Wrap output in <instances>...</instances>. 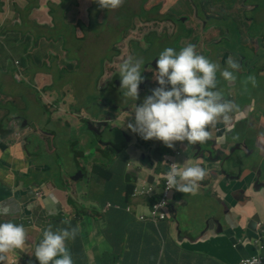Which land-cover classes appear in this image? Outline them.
<instances>
[{
    "label": "crops",
    "instance_id": "0c3cea01",
    "mask_svg": "<svg viewBox=\"0 0 264 264\" xmlns=\"http://www.w3.org/2000/svg\"><path fill=\"white\" fill-rule=\"evenodd\" d=\"M70 1L72 0H2L0 15L4 18L0 22L3 26L6 17L15 16L17 18L15 25L5 26L4 31L11 29L18 31L17 23L26 21L23 9H27L28 17L38 24L41 30L38 39L47 38L49 42L50 38L42 35L43 33L52 31V27L57 29L55 25L57 23L59 25L85 23L88 20L85 18L88 17L89 8L96 0H77L78 4L73 8ZM255 8L253 7V10ZM96 10L102 11V8L98 7ZM75 11H78L77 21L72 22L71 18ZM83 28L86 30L87 25H83ZM19 34L22 36V33ZM78 36L79 34L76 35ZM244 39L248 41L252 36L244 35ZM255 44V42L245 44L246 46L241 44L243 48L241 52L251 49V46L254 50ZM259 46L263 48L261 51H255L252 56L247 54L244 60L245 66L249 67L243 74L248 77L246 86L252 88L251 94L246 98L250 97L247 102L249 106L245 122L249 137H243L240 145L235 146V142L240 140L237 139L238 137L237 140L231 139L222 144L225 157L231 153L243 157L244 147L250 143L252 146L254 143L257 144L260 150L263 146L262 151L258 149L256 153L264 155V45L259 42ZM225 54L227 52L221 51L216 55L220 66L228 59ZM90 74L91 71H87V75ZM102 74L103 72H100L99 76ZM101 77L100 88L103 85V76ZM251 78H254L255 83ZM237 80H240L239 77ZM229 86L232 92L240 90V86L234 80L229 81ZM74 98L79 99V96L75 95ZM102 99L101 92L95 93L92 105L98 104L104 108ZM108 102L111 103L112 100ZM82 103H85V96ZM54 110L55 108L52 107L50 111L54 118L58 117L66 127L70 126L81 132V126L75 124L77 119L85 122V113H79L80 117L70 113L57 116V111ZM120 119L117 122L127 119L125 113L121 114ZM16 121L17 118L12 124ZM71 121L72 123H69ZM109 121L110 126L117 123ZM127 123L126 121L122 129L134 139H130L135 143L134 150L122 147L115 150L114 157L127 155L136 162L129 160L124 164L119 161L110 162L111 164L109 161L102 162L92 158L96 154L87 150L89 146L84 145L85 142L80 145L81 149L78 151L72 149L76 167L86 170V174L79 175L77 181H69L66 178L70 186V196L64 191L55 189L56 185L51 181L50 190L57 195L60 206V212L56 215L48 214L46 210L32 203L34 194L29 187L33 183L41 185L43 181L51 178L52 171L60 167L59 163L39 158L40 160H36V166L44 177L37 176L27 180L17 176L34 169L33 160L23 150L24 141L18 137L21 131L0 136V178L4 179L2 181L6 185H15L20 179H24V189L29 192L27 197L20 199L18 205H11L9 201L0 203V221L11 220L22 224L26 229L25 244L21 249L9 251L10 259H6V264H38L32 253L35 245L42 238L43 231L49 227L52 230L77 228L75 238L66 241L67 250L74 264H237L241 258L256 254L255 251L258 249L254 240L260 237L264 230L258 227V223L263 221L264 228V188L254 189L253 183L251 181L248 183L245 179L224 182L221 180V175L213 181L207 180V169L217 167L219 162L213 165L198 163L203 166L206 174L198 182L197 190L193 193L174 190L169 202L170 216L160 222L158 227L149 220H138L139 214L149 212L146 197L139 196L138 199H134L131 196L128 204L133 205L132 213L114 206L106 208L108 203L126 204L129 185L135 189L147 182L161 183L167 169L163 157L176 156L177 152L155 139H149L151 144L139 149L137 134L127 129ZM34 126V120L27 119L23 122L25 133L46 132L43 130L47 129L45 125L38 129ZM224 131L225 128L218 131L219 141H224ZM1 144L4 146L1 147ZM229 145L231 147L227 149ZM182 146L185 147V143H182ZM84 153L89 154L88 168L78 162L79 155ZM178 159L180 167L192 164L188 152H183ZM128 162H131L130 168ZM95 171L97 175L93 176ZM88 172L90 175H87ZM96 188L104 192L100 200L95 196ZM202 190L204 193H198ZM185 198H187L186 202Z\"/></svg>",
    "mask_w": 264,
    "mask_h": 264
},
{
    "label": "rangeland",
    "instance_id": "374dc122",
    "mask_svg": "<svg viewBox=\"0 0 264 264\" xmlns=\"http://www.w3.org/2000/svg\"><path fill=\"white\" fill-rule=\"evenodd\" d=\"M0 11L2 10L3 2L0 0ZM77 3V0H72ZM70 1V4L72 3ZM143 0H123L122 4L115 9H108L107 11L96 10L99 6L96 1H93V5L88 11V17L85 19L88 20L82 24H55L57 29L52 27V31H49L47 34L43 33L42 35L49 37V42L46 40L47 38H36L40 35V28L38 24H35L31 18L27 15V9H23L25 12L26 21H23L21 24L17 23L18 31L15 29L4 31L5 26H14L16 22V17H6L4 19V24L0 22V36L6 32L12 33V44L10 39H0V119L7 113L10 109L14 110V114L17 116V122L13 125L15 129V133L21 131L19 134H24L23 126L21 121L34 120V127L41 128V126L45 125V117L44 114L41 113V106L38 103L39 101L35 99V94L43 97H48V104L55 102L56 100L63 102L58 105L63 109L71 113L75 108H77L80 112L86 113L89 117L91 116L90 110L92 108L93 99L95 93L100 92V81L102 79L100 74L101 69V60L106 57V55H110L114 49H117V46L121 45V49L119 50V54H123V57H126L131 52V49L134 47V42H141L138 40L141 34L145 31L152 30L156 31V29L160 30L164 25L162 19H159V23L156 26H150L144 24L141 18L132 19L134 15L139 12L140 5ZM200 1V0H197ZM213 0H206L205 9H199V14L202 15L203 12L207 13L211 17V22L213 17L219 13L218 7L214 4H211ZM242 0H239V4ZM158 2L162 3V6L159 5L158 9L164 12L165 10H169L173 5L176 7L175 10L171 11L174 16L179 15H193V9L186 6L184 0H145L144 8L145 10H152ZM250 6L248 7H256L258 9H264V0H250ZM252 5V6H251ZM151 8V9H150ZM22 10V11H23ZM262 12V11H261ZM264 12V10H263ZM3 14V12H2ZM78 11H75L73 17L71 18L72 22H76V15ZM242 11L238 8L237 15H241ZM189 17V16H188ZM4 18L3 15H0V21ZM191 18V17H189ZM107 21H106V20ZM99 24L94 23L93 21L100 22ZM132 22V23H131ZM190 23V20L187 21ZM87 25L86 30L83 28V25ZM137 26L139 29L137 32L129 33L127 29L122 38L116 42H114L116 36L120 37V34L116 33V26H118L120 31V26H123L124 29L128 27V25ZM197 26L200 24L196 21ZM65 28H68L65 30ZM231 33L229 38H222L223 43L221 48H241L240 40L242 39V33L232 28L230 24ZM252 31L255 33H259L264 29V24L257 23L252 27ZM200 33V29L198 28L196 31V36H203L204 42L200 44L202 47H209L208 43H212L214 38L213 31ZM16 32V33H15ZM20 33L25 36L21 37ZM79 34L78 37L76 35ZM131 34V49L127 48V44H121V40ZM36 36V37H35ZM115 36V37H114ZM66 37V38H63ZM192 40L193 36L188 37ZM244 40V39H242ZM175 41V40H174ZM259 41V40H258ZM9 44V45H8ZM165 43H157L153 47L149 48L148 52L145 54H140L139 49L135 51V54H138L137 59L144 60L147 54H149V59L155 54L158 53L161 47ZM8 45V46H7ZM7 46V47H6ZM145 46V45H144ZM210 48V47H209ZM220 50L213 46V49L210 53L211 61L217 63L216 55ZM6 53V55H4ZM215 55V57L213 56ZM24 58L26 68L23 67L21 63V59ZM33 58V59H32ZM39 58V59H36ZM40 60L41 62H39ZM43 63L46 64L44 67ZM143 66V65H142ZM249 67L243 65V69L241 71L245 72ZM112 69V66L110 67ZM87 71H91L90 75H87ZM62 72V73H61ZM110 72V71H109ZM149 72V68L145 71ZM58 73H61V77H58ZM102 73V72H101ZM155 72H152V76L154 78ZM34 76V80L37 79L38 83L33 79L25 81V79L21 82H17L14 79V76H18L20 78H29L30 76ZM144 77V75L142 74ZM97 80V82H96ZM155 81V79H154ZM220 81H224L221 78ZM97 83V84H96ZM156 83V81H155ZM35 84L36 87H35ZM49 84V88L44 87ZM146 87H148V83H145ZM237 84L240 86V89L244 90L245 85L247 84L246 80H239ZM36 89V93L35 92ZM121 92V97L117 99L119 105L122 108L130 107L129 102H134V105L131 111L128 113V118L126 121L131 120V113L134 109L135 104H139L141 101L139 98L133 101L132 98L126 97L123 95V89H119ZM59 95L56 99V95ZM75 95L79 96V99L74 98ZM85 96V103H82V100ZM122 112L119 111L113 112L114 122L120 121ZM126 116V115H125ZM86 117V115L84 116ZM218 119V118H217ZM79 123L82 124L81 132L83 136L86 138H91V132L88 130L84 123L79 120ZM117 122L113 126H108L102 131V140L104 142L112 141L114 143V149H108V156L102 159H97L96 156L93 155L92 158L97 160H102V162L109 161L117 162L119 161L121 164L127 162V160L131 162H136L133 158L129 159V156H116L109 158L110 154L112 156L115 153V150H118L125 146L128 142L129 137L123 130L124 123ZM48 126H52L49 124ZM220 126H224L223 123ZM13 131L12 127L9 132ZM34 132H30V136H32ZM57 138L56 142H59L60 136L65 135L64 141H60L58 143L59 154L55 160L59 163L60 166L65 167V170L68 174H75L77 172L76 164L73 162V152L72 149L79 150L81 149V143H78L79 138H81L77 132H75L72 128H68L64 133L59 134L56 133ZM91 140V139H90ZM134 140V139H131ZM11 141V139H10ZM55 142V143H56ZM84 145H88L87 150H90V153H94V149H91V145L86 143ZM133 146V144L131 145ZM236 146V145H235ZM258 148V147H257ZM260 150V148H258ZM263 149V146H262ZM262 149L260 151H262ZM95 154V153H94ZM89 154L79 155L78 162H80L84 167L88 168L90 159L87 156ZM40 160V159H37ZM111 164V163H110ZM69 165V167H66ZM105 166V165H104ZM90 175V172L87 173ZM97 172L93 173V176H96ZM104 192L99 188H96L95 196L97 199H101ZM172 197V196H171ZM170 197V200H171ZM188 198V197H187ZM187 198L184 199L186 202ZM258 253V250L255 251Z\"/></svg>",
    "mask_w": 264,
    "mask_h": 264
},
{
    "label": "clouds",
    "instance_id": "9594fccd",
    "mask_svg": "<svg viewBox=\"0 0 264 264\" xmlns=\"http://www.w3.org/2000/svg\"><path fill=\"white\" fill-rule=\"evenodd\" d=\"M122 2L123 0H96L98 6L103 9L118 8ZM214 35L220 36L221 38H229L227 35ZM189 41L191 39L188 37L184 40V42ZM157 54L155 73L153 74L156 83L155 81L148 83V87H146V84L143 86V83L141 88H139L140 83L144 79L141 75L142 65L144 64L143 60L129 55L119 65L118 74L120 83L118 84V89L124 90V96L130 97L135 101L138 95L145 92L150 93L143 97L142 102L135 104L131 113V120L128 121L126 127L131 132L136 133L139 140H159L165 146L169 147L170 150L177 151L176 156H166L164 154L163 161L167 169L164 168L165 174L161 183H154V185L160 187L165 177L167 188L182 193H193L197 190L198 182L204 178L206 174L205 169L199 164L180 167L178 156L183 152L187 153L188 149L194 144L205 142L209 137V132L213 130L209 125L214 123L217 118H226L227 113L233 111L235 107L233 103L225 99L221 92L217 90V80L220 81L223 78L226 81H233L235 76L232 70L238 69L239 63L234 57L228 56L227 53L225 55H227L228 59L224 64H227V66H219L218 62L217 64L207 56L196 52L194 45L191 43L178 50L173 47H165L161 51L159 50ZM244 54L246 57L247 54ZM22 65L23 67L21 68H26V65ZM14 79L17 82H21L24 79L28 81L31 79L34 80V76L31 75L29 78L14 76ZM115 79L118 78L115 77ZM251 79L255 83L254 78ZM34 81H37V79ZM139 89L141 90L140 93H138ZM249 89L252 92V88L249 87ZM100 92L103 94L102 87L100 88ZM112 103L113 100L104 106V109L109 111L108 119L112 122H114L113 112L120 110V113H125L128 118V113L134 105V102H130V107L122 108L116 100L115 104H117L118 108L112 109L109 106ZM14 116L15 118L17 117L16 115ZM85 118H88L87 114ZM124 124H126V120ZM9 126L11 127L13 125ZM15 132V129H13L10 133L15 134ZM27 135L31 137L30 133H24L18 136L20 140L24 141V144L27 142L25 140ZM128 142L130 143L127 144V149L133 151L135 146L134 141L129 139ZM182 143H185V147L182 146ZM132 144L133 146H131ZM199 162L205 165L215 164V162ZM171 163H176L177 167L175 165L170 167ZM127 165L130 168L131 162H128ZM157 191L160 192L158 188ZM262 223L263 221L258 223V227L261 230L264 229ZM76 234L77 228L75 227L58 230H52L49 227L44 230L42 238L35 245L32 253L38 261V264H74L72 256L67 250L66 241L74 239ZM25 239L26 229L22 224L15 223L11 220L0 221V259L3 258L2 254L4 253L14 249H21L25 244ZM257 241L264 245V230L261 236L254 240L255 246L260 252L253 254L264 255V250L260 248ZM253 255L241 258L237 264H243L242 260L250 258Z\"/></svg>",
    "mask_w": 264,
    "mask_h": 264
},
{
    "label": "water",
    "instance_id": "95a60500",
    "mask_svg": "<svg viewBox=\"0 0 264 264\" xmlns=\"http://www.w3.org/2000/svg\"><path fill=\"white\" fill-rule=\"evenodd\" d=\"M249 34V33H248ZM247 35V34H245ZM251 37V34L248 35V37ZM260 38H262L259 35ZM226 38V37H224ZM243 39V36H242ZM240 40L241 44H246L244 40ZM226 40V39H224ZM222 39V43L224 41ZM251 43H256L254 46L256 47L254 50L251 46V49H245L244 52L243 48H237L230 47V48H220L219 52L226 51L228 53V56H232L236 59V61L239 63V68L232 70L235 76L234 81L238 82V77L240 80H246L247 78L243 75L244 72L241 71L243 69L244 65V58L245 54L253 55L255 51H261V48L259 46V42L264 45V39H259V41L256 38L250 39ZM246 46V45H245ZM149 57V54L147 55V58ZM212 56H208V58L211 60ZM157 57H155L151 62L152 64H155V60ZM218 64V63H217ZM220 66V65H219ZM224 66H227L224 65ZM217 90L221 92V94L224 96L225 99L231 101L233 105L235 106L233 111L227 113L226 118L220 117L218 118L214 123H211L209 126L213 129L209 132L208 139L203 143H197L191 146L188 149V157L190 158V163L192 164H198L199 161H205L206 163H212V162H219V165L217 167L209 168L207 169L206 173V179L207 180H215L219 175H221V180L224 182H232L234 180H241L245 179L248 181V183L251 181L253 183L254 189H261L264 188V155L257 154L256 151L258 150V145L254 143L247 144L245 148V153L243 157H239L234 154H228V156L225 157V149L222 146V144H225L227 141L231 139H240L235 142V145H240L239 143L243 139V137H249L248 136V130L245 127L246 122V112L248 109L249 104L247 103L249 98L246 99L250 94L251 91L249 87L245 85V89L239 90L237 92H232L230 90L229 81H218L217 80ZM150 94L149 92L142 93L138 95L139 100L142 102V99L144 96ZM137 98V99H138ZM136 99V100H137ZM134 101V100H133ZM130 103V102H129ZM109 117V115H108ZM232 117V118H231ZM99 119V120H98ZM80 119H77L76 126H82V124L79 123ZM109 119L103 118V116L99 117H92L90 118L88 116L87 120L85 122L82 121V123L85 124L86 128L90 130L92 137L86 138L83 136L82 132L76 131L77 134L81 137L78 140V143H89L91 145V149H94V153L96 154L97 159H102L104 157L108 156V149L111 148L114 149V143L112 141L104 142L101 138L102 131L110 126L109 125ZM69 123H72L69 122ZM223 123L224 126H220V124ZM70 128V126L67 127V129ZM225 128L224 134V141H219L218 137V131L219 129ZM65 131L61 132L64 133ZM122 133V130H121ZM43 135H40L39 133H34L31 137L26 136L25 144H23V150L26 152L27 156L33 160L32 166H34L33 170H29L25 172L24 174L17 176H22L24 179L32 180L37 176H43L42 172H40V169L36 166V160L37 158H42L44 160H47L49 162L56 161L55 158L58 157L59 150H58V143L60 141H64L65 135L60 136V141L56 142L57 135H53L52 131L43 132ZM48 134V135H47ZM60 134V133H59ZM91 139V140H90ZM236 139V140H237ZM56 142V143H55ZM231 146L229 145L227 149H229ZM233 151V150H232ZM114 157L112 154H110L109 158ZM225 157V158H224ZM73 162L76 164L74 157ZM245 164V166L242 167V165ZM263 165V166H262ZM66 167H69L67 165ZM86 168V167H85ZM78 169V168H77ZM85 175L86 170L79 168L77 172L73 175L68 174V172L65 170V167L60 166L52 171V177L49 178L47 181H43L41 185H37L36 183H33L29 189L32 190L34 197L32 203L39 207L42 210H46L48 214L56 215L58 212H60V206H59V200L57 195L51 190V181L55 183L56 188L58 190L64 191L67 196H70V186L67 184L66 178H68L69 181H77L78 176ZM24 179H20L18 184L15 185H6L3 183V178H0V203L9 201V204L11 205H18L20 203V199L27 197L29 195L28 190H25L24 185ZM46 186V188H44ZM204 193L202 191H198V193ZM219 213V210L217 211ZM3 258L0 259V264H6V259H10V253H4L2 254Z\"/></svg>",
    "mask_w": 264,
    "mask_h": 264
},
{
    "label": "flooded vegetation",
    "instance_id": "af4514ba",
    "mask_svg": "<svg viewBox=\"0 0 264 264\" xmlns=\"http://www.w3.org/2000/svg\"><path fill=\"white\" fill-rule=\"evenodd\" d=\"M144 1H142L140 8H139V12L133 16L132 19L135 18H141L142 21L144 22V24L146 25H150V26H156L157 23H159V19H162L163 22V26L160 30L156 29V31H152V30H148L145 31L143 34L140 35V37L138 38V40H141V42L137 41L134 42V47L131 49V34H129L128 36H126L125 38H123L121 40V44L125 43L127 44V48L131 49V52L129 53V55L133 56L134 58H136L138 56V54H135V51L137 49H139V53L140 54H145L146 52H148L149 48L153 47L155 44L157 43H165L160 51L165 48V47H173L175 49H179L189 43H191L192 45H194L196 52L203 54L205 56H209L213 46H216L218 49L221 48L222 45V38L220 36H216L214 35L213 38V42L212 43H208V46L210 47H202L200 44H202L204 42V37L203 36H196V31L199 28L200 29V33H206L209 32L212 34V32L210 30L213 31V34H217V35H227L229 36L231 33V29H230V24L232 26V28H234L236 30V28L238 29V31H240L244 36V34H251L252 38H256V39H264V29L259 32V33H255L252 30V27L254 24L257 23H261L264 24V13L262 9H258L253 10V7L249 8L250 6V0H242L239 4V0H213L211 4H214L215 6H217L219 13L216 14L213 17V20L211 22V16L208 15L207 13L203 12L202 15L199 14V9L202 10V8L205 9V2L206 0H184V3L186 4V6H188L189 8L193 9V15H188V16H184V15H179L174 16L171 11L175 10L176 7H173L174 4H172L171 8L169 10H165L164 12H162L161 10L158 9L159 5L162 6V3L158 2V4H156L154 6V8L152 10H145L143 4ZM179 1V0H177ZM72 8L76 6V3L72 1L71 3ZM252 6V5H251ZM92 7V6H91ZM90 7V8H91ZM257 7V5H256ZM89 8V9H90ZM238 8L241 9L242 14L241 15H237V11ZM151 9V8H150ZM108 9H103L102 11H107ZM262 11V12H261ZM106 20V19H105ZM190 20V23L188 24L187 21ZM107 21V20H106ZM196 21L198 23H200L198 26L196 24ZM96 24H99L100 22L97 21H93ZM132 23V22H131ZM119 27L116 26V33L117 35L120 34V38L117 39V36L114 40V42L120 40L124 34V32L128 29L129 33H133V32H137L138 31V27L137 26H132L131 24L128 25V27L126 29H124L123 26H120V31L118 29ZM12 33H4L0 36V39H10L12 44ZM259 35L262 37L260 38ZM193 36L192 40L189 42H184V40L187 37ZM21 37H24V35H22ZM115 37V36H114ZM175 40V41H174ZM246 44L250 43V40L246 41ZM9 45V44H8ZM145 45V46H144ZM121 45L117 46V49H114L112 51V53L110 55H106L105 58H103L101 60V69L100 72H103V74L101 76H103V85H102V91H103V106H106L109 102L108 100H113V103L110 104L109 106L112 109H117L118 106L117 104H115V101L117 99H119L121 97V93L118 89V84L120 83V77L118 74L119 71V65L120 63L126 59L128 56L123 57V54H119V50L121 49ZM148 55V54H147ZM158 54L155 53L150 59H147V56L145 57V61L144 64L142 66V71H141V75H144V79L143 81L140 83L139 88H141V85L143 84V86L145 85V83H151L154 81V78L152 76V72H155V64H152V60L157 56ZM250 56V55H248ZM150 57V56H149ZM24 58L21 59V61ZM245 64V63H244ZM25 65V64H24ZM112 66V69H110V67ZM149 68V72H145L147 69ZM110 71V72H109ZM113 79H109L112 78ZM115 77H117L118 79H115ZM37 84L38 81H37ZM35 84V87L36 85ZM44 87L49 88V84L45 85ZM140 89L139 92L140 93ZM36 93V89L35 92ZM58 94L56 95V99L58 98ZM42 98V96H39L37 94H35V99L38 100L40 106H41V113L44 114L45 117V128L47 129H43L44 131H52L53 135H56V133H61L63 131L67 130V127L64 123H61V121L57 118L53 117V113H50L52 107L55 108L54 111H57L56 115L58 116V114H68L70 112L63 110L58 104L63 102L56 100L55 102H53L51 105L49 106L47 105L48 103V97H43L42 100H40ZM79 110H77V108H75L73 111H71V115L75 116V117H80L79 114ZM91 116L92 117H99V116H103V118H108V114L109 111L101 108L98 104L97 105H93L91 110H90ZM87 120V118H85ZM85 120V121H86ZM99 120V119H98ZM49 124H51L52 126H48ZM12 129H14V126H11ZM11 127L8 128V131L11 130ZM43 132H40V135ZM12 134V133H11ZM29 136V135H27ZM2 137V136H1ZM129 144V143H127ZM149 144H151V142H149L148 140H138V148H145L146 146H148ZM4 145L1 144V147H3ZM131 166V165H130Z\"/></svg>",
    "mask_w": 264,
    "mask_h": 264
},
{
    "label": "built area",
    "instance_id": "2783aa9c",
    "mask_svg": "<svg viewBox=\"0 0 264 264\" xmlns=\"http://www.w3.org/2000/svg\"><path fill=\"white\" fill-rule=\"evenodd\" d=\"M173 165L177 167L176 163H171L170 167H172ZM157 188L160 190L161 198L155 201L153 205L149 207L148 213H142L138 216L139 220H150L156 226H158L162 220H165L169 217L168 204L174 189L167 188L166 180L164 177L163 183L160 187L151 183H143L141 186L136 187L132 193V196L135 197H139L141 195H153L157 192ZM127 209L130 210L131 206H128ZM257 242L259 243L260 248L264 250V245L259 241ZM242 262L243 264H264V255H253L250 258L242 260Z\"/></svg>",
    "mask_w": 264,
    "mask_h": 264
},
{
    "label": "trees",
    "instance_id": "16d2710c",
    "mask_svg": "<svg viewBox=\"0 0 264 264\" xmlns=\"http://www.w3.org/2000/svg\"><path fill=\"white\" fill-rule=\"evenodd\" d=\"M38 38V37H37ZM120 37H118L117 39H119ZM33 59V58H32ZM39 59V58H36ZM149 59V57L147 58ZM39 62H41L40 60H38ZM22 64L25 63L24 59L21 61ZM44 67H46V64L43 63ZM62 73V72H61ZM61 73H58V77H61ZM37 82V81H36ZM15 116L13 115V109H10L7 113H5V115L0 119V136H6L8 135L10 132L8 131V128L10 127L9 125H14L12 124V122L14 121ZM17 118V117H16ZM23 120L21 121L22 124ZM127 148V144L125 146H123V149ZM134 191V187H132L131 185L128 186V195L126 197V200L128 201L126 204H121V203H116V204H112L110 203V205L107 204L106 208H109L110 206H114L117 208H124L127 212L132 213L134 211L133 209V205L132 204H128L130 202V198L132 196V193ZM134 199H138L135 196H132ZM140 197H146L147 198V205L152 206L153 203L157 200H159L161 198V194L160 192H156L153 195H141ZM131 206V209L128 210L127 207Z\"/></svg>",
    "mask_w": 264,
    "mask_h": 264
}]
</instances>
